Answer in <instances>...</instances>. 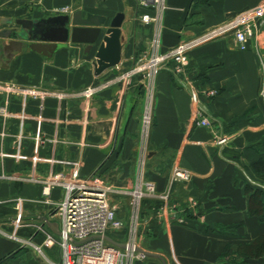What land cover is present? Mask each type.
Listing matches in <instances>:
<instances>
[{
	"label": "crops",
	"instance_id": "obj_1",
	"mask_svg": "<svg viewBox=\"0 0 264 264\" xmlns=\"http://www.w3.org/2000/svg\"><path fill=\"white\" fill-rule=\"evenodd\" d=\"M259 1L163 0L156 11L136 0H0V16L12 18L71 15L75 9L80 16L90 12L104 17L88 50L84 42L67 40L49 55L22 49L7 66H0V264L9 262L16 249L23 264H57L59 219L53 206L62 196L61 182L93 172L126 194L139 180L153 185L136 208L125 195L111 198L122 221L107 234L112 239L157 253L164 264H239L227 260L223 248L234 250L264 232V219L247 213L242 189L246 177L254 175L248 163L264 157V93L259 92L264 68L260 71L257 53L237 48L230 33L186 50L188 85L203 89L198 97L208 125L193 122L188 91L167 68L150 79L141 71L128 75L127 70L141 53L201 36ZM117 11L122 12L118 61L95 73L93 53ZM141 12L157 16L141 21ZM6 25L0 22V28ZM256 37L264 54V26ZM10 85L49 93L32 97L5 89ZM86 87L90 94L82 93ZM209 88L215 89L210 97L204 93ZM146 101L151 122L145 141L140 110ZM216 134L225 135L226 141L215 143ZM173 166L186 170L187 177L171 181ZM55 173L61 177L44 195L42 184ZM156 201L162 204L159 210ZM170 203L181 220L170 216ZM137 211L130 234L131 216ZM5 232L30 242L22 244ZM123 261L161 264L135 249H125Z\"/></svg>",
	"mask_w": 264,
	"mask_h": 264
},
{
	"label": "built area",
	"instance_id": "obj_2",
	"mask_svg": "<svg viewBox=\"0 0 264 264\" xmlns=\"http://www.w3.org/2000/svg\"><path fill=\"white\" fill-rule=\"evenodd\" d=\"M163 0H136L139 5H144L160 10ZM156 13L141 12L138 18L141 21L155 19ZM264 26V0H260L250 7H246L230 14L222 23L206 31L205 34L188 40H181L178 43L158 52L156 50L143 52L137 58L132 67L127 70L128 75L141 71L143 75L150 79L154 73L164 67L170 71L176 78L181 87H185L189 94L192 105L191 115L196 124L208 125L209 120L203 113V106L199 100V91L194 85H188V74L186 71L188 58L186 50L214 35L221 33H230L239 49L252 48L259 58L260 71L264 68V54L259 51V40L256 37L258 32ZM155 44V43H154ZM250 45V46H249ZM154 47L153 49H155ZM7 87V88H6ZM5 89L28 94L32 97L49 93L48 90H40L36 86H6ZM0 88H4L1 87ZM91 88H84L83 94H90ZM264 93V86L259 90ZM205 95L210 97L215 94V89L209 88L204 91ZM147 105V104H146ZM150 105V104H149ZM145 106L141 114V132L145 135L151 122L150 107ZM4 107L0 106V112ZM213 140L217 144L226 141L225 135H215ZM187 171L179 166H173L170 180L178 181L187 177ZM0 176L2 174L0 173ZM61 177L60 173L49 175L42 184V193L47 195L50 188L57 184V179ZM62 196L54 202L53 213L58 216V243L60 247V260L57 264H124L125 249H135L132 242H124L126 246L120 247L108 242L102 235L106 234L107 228H119L122 226L121 219L115 214V206L107 197L108 186L103 179L96 173H90L83 177L73 176L61 182ZM153 192L151 182L139 180L129 190L131 199L138 200L144 194ZM162 200L165 194H159ZM19 198L15 205L19 207ZM162 204L158 205L157 210L161 209ZM173 203L168 205V211L172 218L181 220L182 214L176 211ZM20 218L17 213L16 219ZM8 236L19 240L22 244L30 242L29 238H21L15 233ZM39 249V246H36ZM140 253V252H139ZM142 254V253H141ZM127 264V263H125Z\"/></svg>",
	"mask_w": 264,
	"mask_h": 264
},
{
	"label": "water",
	"instance_id": "obj_3",
	"mask_svg": "<svg viewBox=\"0 0 264 264\" xmlns=\"http://www.w3.org/2000/svg\"><path fill=\"white\" fill-rule=\"evenodd\" d=\"M121 19L122 12H115L104 28L101 40L97 43L93 53L92 64L95 73L118 61V33ZM0 22L7 24L0 28V66H7L11 57L25 48L49 55L53 49L64 45L69 40L71 43L84 42V47L88 50L96 41L104 17L90 12L80 16V10L75 9L71 15L66 12L38 17L16 16L12 18L2 15ZM5 37H8L7 41ZM102 236L112 244L120 247L126 246L124 242L116 241L107 234ZM134 248L142 254L159 258L161 264H164L162 257L157 253L139 246H134Z\"/></svg>",
	"mask_w": 264,
	"mask_h": 264
},
{
	"label": "rangeland",
	"instance_id": "obj_4",
	"mask_svg": "<svg viewBox=\"0 0 264 264\" xmlns=\"http://www.w3.org/2000/svg\"><path fill=\"white\" fill-rule=\"evenodd\" d=\"M0 13H2V12H0ZM259 44H260V41H259ZM247 49L253 50L252 48H247ZM259 51L261 52V49H259ZM148 103L150 104V101H146L145 104H144V107L145 106L148 107V105H149ZM142 107H141V110H140L141 113L144 110V108L142 110ZM149 107H150V105H149ZM146 136L147 135H145L144 133H142V140L145 139V141H146L147 140L146 139ZM142 153H143V151H142ZM140 162L138 163L139 164L138 165V168H137L138 171H140L141 168L143 167V162H141L142 164ZM142 172L138 176L142 175ZM143 174H144V172H143ZM250 176H251V178H247L246 177L245 180L248 181L251 184L259 185V186H261V187L264 188V180H263L262 175H260V174H254V175H252L251 174ZM103 181H104V179H103ZM108 187L109 188L107 190V197H108L109 200H111V198L114 197V196H116V195H125L127 198L129 197L128 201L131 202V203H129V205H132L134 208H136L138 206V203H140L146 197V196L143 195V196L139 197L138 200H136V199L132 200L129 192H128V194H126L123 191L113 190V186H111V187L108 186ZM156 205H160L158 201H156ZM136 213H138V211L135 212V215L131 216V223H130L131 224V229H130V234L133 233L132 230H133V225H134V222H135V219H136ZM115 229H117V228H112V227L111 228H107L106 229V234H111V232H113V230H115ZM5 233L8 235V234L13 233V232H5ZM258 244L260 246H258ZM252 246L254 248V251L250 248V252L249 253L251 255H246L247 257L242 256V255H245V254H243L244 251L246 250L244 248L241 249V250H238V252L234 251L236 249L235 248L233 250L234 252H228V253L223 254V255L226 257L227 260L233 261V262L239 263V264H241V263H244V264H264V246L261 247V244L258 243V242H254ZM19 251H20V249H16L10 256H8L7 258L9 260V262H7L6 264H23L22 261H21V257L19 256L21 252H19ZM43 261H44V259L42 260V262ZM225 263L226 262L219 263V264H225ZM45 264H48V263H45Z\"/></svg>",
	"mask_w": 264,
	"mask_h": 264
},
{
	"label": "trees",
	"instance_id": "obj_5",
	"mask_svg": "<svg viewBox=\"0 0 264 264\" xmlns=\"http://www.w3.org/2000/svg\"><path fill=\"white\" fill-rule=\"evenodd\" d=\"M248 168L254 174H262L264 180V157H257L251 160L248 163ZM243 194L246 199V211L249 214L255 215L259 220L264 219V188L259 185H254L249 183L248 181H244L243 183ZM258 242L261 244V247L264 246V232L260 233L247 241H244L237 245L234 251L238 252V250L246 249L242 256L247 257L246 255H251L250 248L254 251L253 243ZM258 246H260L258 244ZM249 250V251H248ZM228 246L223 248V254L228 252H234ZM259 254V253H258Z\"/></svg>",
	"mask_w": 264,
	"mask_h": 264
}]
</instances>
